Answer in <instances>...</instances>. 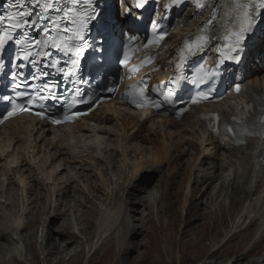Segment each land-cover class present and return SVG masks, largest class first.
I'll return each instance as SVG.
<instances>
[{"label":"bare ground","instance_id":"obj_1","mask_svg":"<svg viewBox=\"0 0 264 264\" xmlns=\"http://www.w3.org/2000/svg\"><path fill=\"white\" fill-rule=\"evenodd\" d=\"M196 1L200 6L195 7L194 10L193 8L187 10L178 19L177 30L166 42L167 50H170L171 45L179 41L187 31L193 29L198 22L196 17L205 6L217 0ZM256 49L264 50V40L256 45ZM159 60L163 61V68L168 67L165 65L166 57L160 56ZM249 89L260 91L264 89L263 67L259 68L258 72L251 70V74L243 81L240 94L226 93L221 101L210 104V108H216L224 116L230 117L237 106L246 103ZM145 114L130 112L120 105H107L91 114L90 119L95 122L93 127H89L88 121H85L68 129L51 131L43 125L35 126L34 123L22 126V121H18L16 128L11 124L7 128L0 129V233L3 234H0V243L9 241L12 250L8 253L3 251L4 264H26L28 252L35 243L33 235L37 232L38 236L40 227H42L41 234L35 241L38 243L41 238L43 249L47 246L48 239L53 238L50 233L51 228L49 229L50 224L65 215L58 210L67 206L71 208L83 206L81 200L74 199L73 203L72 200L67 202V199L72 189L76 193H83L79 185L73 186V184L80 183L83 178L88 177L95 166L101 168L99 175L102 185H94V192H104L106 198L97 211L95 220L97 240L94 242L95 237L92 245L90 243L92 249L89 246V253L92 250L96 252L99 246H106L113 240L120 244L123 238L120 236V224L126 222L129 228H134L133 230L126 228L129 230L127 234L135 233L138 225L133 223V219L136 218L131 212L136 214L139 212L137 203L143 204L147 209L162 203V207L167 212L170 211L171 216L174 215L171 211L177 202L178 192L175 187L179 183L182 184L179 180L183 169L182 163L185 155L191 154V149L193 156L195 147L200 148V151L193 156L194 159L182 174L185 175L187 182L185 192L188 196L185 204L188 208L186 209L185 206L184 210L189 213L192 206L197 204L196 201L203 197L206 198L207 203L218 202L228 197L231 209H235L239 202L244 203L237 213L238 220L235 225L233 224L230 234L216 246L222 248L230 241L229 237L236 232L248 228V225L247 231H254L251 226L256 225L252 242L249 248H246L247 251L243 252L251 254L250 251L255 245L264 239V161L261 158L260 140L253 138L245 146L229 149L228 142L211 135L198 114H187L182 120L160 118L156 114L147 118ZM107 124H112L113 128L104 126ZM195 129L200 130V135L209 136L206 139L210 141L207 146H203L204 141L199 139V133H196ZM132 131L134 133H131ZM146 137L156 145L149 146L148 142L145 144ZM133 141H136L134 146ZM222 151V155L227 159L221 164L216 160L221 158L219 155ZM137 152L141 158H144L143 162H137L139 159ZM157 170H163L160 184L154 192L145 196L143 193L148 191L149 180L156 175L151 171ZM146 171L150 173L145 178ZM94 177V175L88 177L90 183ZM141 183L147 187V190L136 189L142 185ZM40 185L39 190L44 192L43 195L39 191L33 194V188ZM198 194L201 196H197ZM197 197L198 199L193 203ZM85 200L91 207L83 213L89 214L90 209L95 205L89 202L87 197ZM39 201H42V209L38 216L39 220L34 225L33 219L28 220V218L32 216V209L35 211L33 216L38 215ZM131 203L135 204L137 210L128 207ZM81 216L82 214L75 218V222L78 223H76L77 232L91 234L88 232L91 231L90 222L79 225L86 220V218L81 220ZM189 220L185 219L184 224L188 225ZM29 226L30 230L27 231ZM173 228L175 229V224ZM189 229H185L184 233ZM69 235L74 239V232ZM82 242L78 241V243ZM65 246H69V241H65ZM57 248L55 242L43 252L45 264L49 262V256ZM124 250V247L116 250L119 258Z\"/></svg>","mask_w":264,"mask_h":264},{"label":"rangeland","instance_id":"obj_2","mask_svg":"<svg viewBox=\"0 0 264 264\" xmlns=\"http://www.w3.org/2000/svg\"><path fill=\"white\" fill-rule=\"evenodd\" d=\"M195 132L199 133L200 130L195 129ZM199 136V139L204 141L203 146H207L210 142L206 140L209 138L208 135L204 136L199 133ZM149 137L151 138L152 135H149ZM147 142L148 144H155L153 141H149L148 138L145 143ZM199 144H201L200 141ZM134 145L135 143L133 146ZM194 149L193 156L200 151V148L196 149L195 147ZM190 152L191 154L185 155V160L182 163V174L186 172L187 167H189L192 159H194L192 156L193 150L191 149ZM222 153L223 151L219 155L221 158L216 160L221 164L227 159ZM136 155L139 157L138 161L142 162L144 160L138 152ZM100 173L101 168L99 166L98 168L95 167V169L91 170L90 174H88L89 176H95L92 183H90L91 180L88 179V176L83 178L80 183L77 182L73 184V186L76 184L79 185L83 190V193H76L72 189L67 202L78 199L81 200L83 206H75L73 208L67 206L61 207L58 210L59 213H65V215H63L57 222H52L50 224L49 229L51 228L50 233L53 238L48 239L49 243L44 249L41 238H39L38 243L36 242L38 236L41 234L42 227H40L38 231V236L37 232L34 233L33 242L35 243H33L32 248L28 252V261L26 264H29V262L30 264H45L43 260V252L48 250L55 242L58 245V248L51 256H49L50 260L46 264H87L88 262H90V264H264V239L259 242L258 245H255L250 251L251 254L243 253L244 251H247L246 248H249L248 246L252 242L255 235L254 231L257 229L256 225L251 226V229L254 231H247L249 229L248 225V228H244L241 232H236L232 237H229L230 241L225 244V246L220 249L217 247L222 243L224 238L230 234L233 224L238 220L236 219L237 213L244 203L239 202L235 209H231V203L229 202L228 197L212 203H207L205 197L199 199L197 197L193 201L194 203L198 199L196 201L197 204L192 206L189 213H186V209L188 208V205H185L188 197L185 192L187 190V182L185 180V175L182 176V174L179 178V180L182 181V184L179 183L175 187V190L178 193H176L177 202L174 204L173 210L171 211V214L174 215L171 216L170 211L167 212L166 209L162 207V203H157L152 207L150 206L149 209L145 208L143 204L137 203L136 206L139 212H137V214L131 212V214H135L136 218L133 219V223L138 225V229L135 230V233L127 234L129 230H133L134 228H129L126 222V224L124 223L125 225L120 224V236L123 237L120 244L116 240H113L110 244L108 243V245L104 244L106 246H99L96 252L92 250L89 253V246L92 245V240L96 237L97 225L95 220L97 217V211L101 202L103 203V199L106 198L104 192H94V185H102V180L99 175ZM149 173L150 172L146 173L145 178L148 177ZM162 174L163 170L156 173L151 180L148 179V191L143 193L145 196H148V193L154 192L157 189V185L160 184L159 180L162 179ZM199 178H201V176ZM39 188L41 189V185L37 188H33L32 193L37 194L39 191L42 192L43 195L44 192L39 190ZM136 189L142 191L144 189L147 190V187L142 184ZM197 196L200 197L201 195L198 194ZM86 197L89 199V202H92L95 205L94 208L92 207L93 209H90L89 214L83 213L88 207H91L90 204L86 202ZM41 202L42 201H39V205H37L38 215L34 217L33 213L35 211L32 209V216H29L28 218V220L33 219L32 224L34 225L39 220L38 216H40V211L42 209ZM134 205L135 204L131 203L128 207L135 208ZM185 206L186 209L184 210ZM81 214L82 216L80 219L82 220L86 218V220L80 222L79 225H85L87 222H90L92 224L90 226L91 231H88L91 232V234L89 233L90 235L88 233L77 232L76 227L78 223L75 222V218ZM132 218L133 216L131 217V220ZM185 219H190L188 225L184 224ZM173 224H175V229L173 228ZM36 228L37 226L34 230ZM185 229H189V231L184 233ZM192 229L196 230L192 231ZM26 230H30V226ZM71 232L75 233L74 239L69 235ZM0 234L3 235L2 233ZM66 240L69 241V246H65ZM96 240L97 237L94 242ZM78 241L83 242L78 243ZM119 247L125 248L121 258L118 257L116 251ZM90 249H92V246ZM0 250V264H4L3 251L5 253H8L9 251L12 252L9 246V241L1 242ZM55 252L56 255H54Z\"/></svg>","mask_w":264,"mask_h":264},{"label":"snow or ice","instance_id":"obj_3","mask_svg":"<svg viewBox=\"0 0 264 264\" xmlns=\"http://www.w3.org/2000/svg\"><path fill=\"white\" fill-rule=\"evenodd\" d=\"M142 3H147V0H142ZM46 7H47V6H46ZM237 7L245 9V11H244V20L250 24V23H251V20H252V17H250V16L248 15V12L246 11V9H247V4H246V3H240V4L237 5ZM92 18H94V17H92ZM4 19H5V17L0 16V21H2V20H4ZM9 19H15V17H10ZM123 22H128V23H131L132 25H135V24L137 23L136 20H131V21H129L127 17H125V20L122 21V23H123ZM102 23H106V21H102ZM244 30H245V29L242 27L241 32H239V33L236 34L235 46H234L232 49H230V50H232V51H236L237 49H241V50H242V44H241V41L243 40V31H244ZM6 38H8V37H7V32H5V33L3 34V36H0V44L4 43V40H5ZM190 50H191V49H190V47H189V51H190ZM229 59H235V60L238 61V60H239V52H237V55L234 56V57L230 56ZM237 91H239V88H237ZM10 115H11V113H10ZM66 118H67V117H66ZM54 122H59V121H54Z\"/></svg>","mask_w":264,"mask_h":264}]
</instances>
